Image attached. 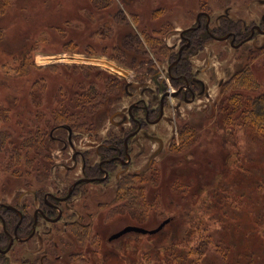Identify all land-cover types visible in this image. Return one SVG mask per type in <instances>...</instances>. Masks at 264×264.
<instances>
[{
	"label": "rangeland",
	"instance_id": "obj_1",
	"mask_svg": "<svg viewBox=\"0 0 264 264\" xmlns=\"http://www.w3.org/2000/svg\"><path fill=\"white\" fill-rule=\"evenodd\" d=\"M226 8L228 14L239 21H249L264 10L260 0H12L0 19V26L6 32L0 47V144L7 140L0 148V202L19 207V198L26 188L38 186L45 178L44 184H47V177L55 175L52 165L72 164V150L68 149L63 155L59 140L73 137L74 133L79 138L76 139L77 149L95 146V138L105 136L111 127L109 116L136 97H129L122 90L120 77L133 81L131 87L137 91L138 81L154 87L152 75L166 69L171 55L169 45L178 42V32L194 24L198 12H207L212 25ZM22 51H29L30 61L39 66L36 73L17 76L13 70L16 66L5 72L3 64L11 66L13 55ZM194 67L195 73L200 72L209 95L201 96L192 104H183L175 113L166 108V115L152 129L163 137V150L154 158L152 167H148L147 162L159 144L142 137L134 140V153L145 149L134 164L137 170L141 168L134 182L137 187L145 188L143 192L133 189L131 193L127 190L113 193L115 179L112 178L107 184H91L88 194H74L75 202L80 205L86 202L87 208L93 211L91 220L95 225H90L83 235L76 227L72 254L68 253L72 250L69 245L54 247L46 242L48 245L43 249L41 239L32 240L30 245L38 250L35 264H128L136 255L150 253L155 249L153 242L158 236L166 234L159 233L154 240H151L153 237H127L112 245L107 244V238H101V234L110 235L125 224L153 228L167 217L172 218L164 229L175 230L185 220L178 211L180 207L185 205L192 213L200 212L202 204H198L196 198L208 195L202 186L211 182L213 185L228 149L238 147L234 145L232 134H229L231 140H224V132H233H229L228 123L223 126L220 121L222 111L227 113L225 108L229 105L225 97L234 89L235 76L242 67H249L264 88V35L237 49L226 41L218 43L208 39ZM37 78L39 80L34 81ZM220 80L222 86H219ZM91 88L100 104L93 108L90 104L94 103L93 99L82 108L72 104L76 90ZM101 93L103 99L99 97ZM2 108L10 110L8 121L3 120ZM60 110L61 113L67 110L69 114L57 118ZM74 111L78 112L75 119ZM183 123L193 124L200 132L190 147L180 144ZM55 127L65 129L57 131ZM66 128L71 129L70 132ZM85 128L100 132L93 133L91 139L86 133H75ZM2 131H7L11 137L1 138ZM29 139L33 147L20 150V142ZM247 143L240 146V153L245 152L252 160L246 158L248 163L244 167L253 178L264 181V171L259 165V161L264 162V144H256L259 150L255 153L249 149L252 143L248 139ZM12 150L20 152L14 154ZM96 160L98 157L90 158L93 163ZM57 169L58 173L64 171L62 166ZM77 172L80 174L79 169ZM141 176H146L147 181H137ZM156 181H160L161 192H155L154 184H149ZM23 201L26 200L22 199L21 204ZM129 205L133 206L132 210L126 209ZM214 208L209 209L212 219L218 217L212 214ZM5 215L9 219L11 214ZM76 218L78 216L74 215L73 219ZM203 222L202 233L185 234V239H190L188 245L195 247L199 240L215 238L220 240L221 250L215 251L210 241L201 258L202 264H264V235L249 231L247 217L237 219L224 231L223 224L217 220ZM69 234V230L63 231L61 236ZM24 246L17 243L5 256L3 264H22ZM59 252L60 257L56 255ZM181 253L176 246L166 252L169 257L181 256ZM155 258L156 255H152L146 264H156Z\"/></svg>",
	"mask_w": 264,
	"mask_h": 264
},
{
	"label": "flooded vegetation",
	"instance_id": "obj_2",
	"mask_svg": "<svg viewBox=\"0 0 264 264\" xmlns=\"http://www.w3.org/2000/svg\"><path fill=\"white\" fill-rule=\"evenodd\" d=\"M260 2L264 6V0H260ZM210 21V15L205 11H200L194 24L178 32L180 36L178 42L169 45L171 55L168 58L166 69L161 70L158 75H152V80H155L152 82L154 87L148 84L142 85L141 81H138L140 85L137 91L136 88L131 87L133 81H125L120 77L119 80L123 83L122 90L127 92V96L136 97L127 106H123L109 116L108 123L111 127L105 132V136L95 138V146L88 145L84 150L76 148V139L79 138L74 133L73 137L59 140L62 142L63 155L68 149L72 150V164L52 165V171H56L57 174L49 175L47 184H44L45 178L38 186L26 188L19 198V207L13 204L10 205L14 209L0 207V257L3 258L0 264L5 263V256L17 243L25 244V252L21 257L22 264H35L37 262L35 252L38 250L34 249L30 242L36 238L41 239L40 243L43 249H46L48 245L46 242H50L54 247L66 244L72 249L68 253L72 254L73 232H76V227L83 235L85 231H89L90 225H95L91 220L94 213L87 208V203L80 205L79 202L73 200L74 194V196L88 194L91 184H107L106 182H110L114 178L113 193L120 194L125 190L127 193L133 189L140 190L141 186L137 187L134 177L140 174L141 168L137 170L134 164L137 158L145 152V149L134 153V140L142 137L147 141H155L159 144L150 154L147 162L148 167H152L154 158L163 150V137L152 132V129L166 115V108L175 113L183 104H192L201 96L209 95L206 92L204 80L199 77L200 72L195 73L196 68L194 67L195 59L205 51L207 40L212 39L218 43L226 41L229 46L237 49L242 45L257 41L260 36L264 35V10L257 17L250 18L249 21H239L230 16L228 8H226L222 14L216 17L212 25ZM157 63L155 62V64ZM222 84L220 80L219 86ZM173 99L176 101L172 102ZM185 124L187 123H183V125ZM85 126L86 124H82V127ZM74 127L76 126L73 125ZM55 129L58 131L65 128L55 127ZM66 130L70 132L71 129L66 128ZM81 131L79 129L75 133H86L90 139L93 133L100 132L93 129L86 130V128ZM92 156L98 157L94 163L90 161ZM60 166L64 168L62 173H58L57 167ZM78 169L80 174L77 172ZM137 181H140V178ZM22 199L26 201L21 204ZM31 207L34 209L32 210ZM78 208L82 211H79ZM7 213L11 214L9 219L5 215ZM74 215L78 218L73 219ZM126 225L132 224H125L115 229L110 235L103 236L101 234L100 237H106L107 244L112 245L114 242L120 241V238L126 233L113 239H110V236ZM68 230L71 233L68 235L69 237L61 236L63 231ZM8 246L9 249L6 250ZM56 255L61 256L60 252Z\"/></svg>",
	"mask_w": 264,
	"mask_h": 264
},
{
	"label": "trees",
	"instance_id": "obj_3",
	"mask_svg": "<svg viewBox=\"0 0 264 264\" xmlns=\"http://www.w3.org/2000/svg\"><path fill=\"white\" fill-rule=\"evenodd\" d=\"M11 2L12 0H0V19L11 6ZM5 38V29L0 26V47L2 42L5 41ZM69 44H72V42H69ZM71 47L73 48V45ZM11 61H13L11 66L8 65V63H4L3 69L5 67V72H8V68L16 66L13 70H16L15 73L17 76H30L33 73L35 74L39 68V66L33 61H30L29 51H22L19 52V54H14ZM39 78L34 81L39 80ZM110 80L113 81V79ZM233 83H235L233 91L231 89L230 92H232H229L230 94L228 93L225 97L226 103L229 105V107L225 108L227 113L222 111L220 121L223 126H227L226 123H228L229 132H233H224V140H231L229 134H232L234 137V145H237L238 147L228 149V152L223 158L225 163H222L220 171L214 176L213 185L211 182L202 186L203 190L207 192L208 195L207 197L196 198L197 203L202 204L199 213H192L190 212L191 210L186 209L185 205H183L178 211L181 218H184L185 220L180 224L179 228L175 230L164 229L169 226V223L171 222L169 221L155 234H138L136 232H130L120 238V241L128 239L127 237H153L151 240H154L159 233L166 234L165 236H158L153 242L156 243L155 249L152 248L150 253L147 251L142 256L136 255V258L129 261L128 264H141L142 261L147 262V260L152 258V255H156V264H202L201 258L204 255L205 249L210 244V241L214 245L215 251L218 252L221 250L220 240L215 238L206 239L204 241L199 240L195 247L188 245L190 239H185V234L194 231L202 233V230H204L203 225H205L203 222L204 220H213L214 222L217 220L219 223L223 224L224 231L237 222V219L240 220L242 217H247L250 220L249 231L258 232L259 235H264V181L253 178L251 174L247 173V168L244 167V164L248 163L247 159L250 161L252 158H249V156L246 157V155H244L245 152L243 154L240 153V146L242 144L248 145L247 139L249 140V143H252V147L248 146L249 149L255 153L259 150L256 148V144H260L261 146L264 144V88H261V83L255 78L254 71L249 67H242L238 75L235 76L232 84ZM93 90L94 88H91L90 90H76L72 104L75 103L76 106L82 108L86 105L85 103L90 102L93 99L94 103L90 104L95 108L98 103H101V101L97 100V94ZM99 97L100 99H103L104 95L101 93ZM1 111L3 120L8 121L10 110L2 108ZM66 111L67 110L62 111L61 113L60 110L59 114H56V117L60 118L61 115H64L65 118L66 114H69L66 113ZM73 113L75 119V114H78V112L74 111ZM197 129L198 128L193 124L189 123L182 126L179 133L180 144L182 147L191 146L195 143L197 136L200 134ZM2 132L1 138L6 139V137H11L10 134H7V131ZM6 143L7 140L2 142L0 148L4 147ZM20 144V150L22 148L33 147L34 145L30 139L20 142ZM224 149L227 150L226 147H224ZM16 152L19 153L20 151H13L14 154ZM259 165L261 171H264V162L260 163L259 161ZM145 177L146 176H141L140 181L146 182L147 180H145ZM149 184H154L156 188L155 192H161L160 181ZM224 186L226 187L223 188ZM144 187H146V185ZM144 189L145 188L142 189L141 186L137 193H140L141 190L143 192ZM213 206L215 208L213 209L212 214L218 216L214 219L211 218L209 213V209ZM132 208V205L126 207V209L129 210H132ZM204 216L207 217L204 219ZM171 218L172 217H170V220ZM143 226L150 227L148 225ZM180 243H182V247H180ZM173 246H176L182 252L181 256L180 254H174L173 257H169V255L166 254L167 251L170 252V247ZM149 248L150 244L147 249ZM254 256L257 257V254ZM146 262L143 264H146Z\"/></svg>",
	"mask_w": 264,
	"mask_h": 264
},
{
	"label": "water",
	"instance_id": "obj_4",
	"mask_svg": "<svg viewBox=\"0 0 264 264\" xmlns=\"http://www.w3.org/2000/svg\"><path fill=\"white\" fill-rule=\"evenodd\" d=\"M4 206L7 209H14V207H12V205L10 204H4V203H0V207ZM170 220V217H167L163 220H161L157 226H155L154 228L148 229L142 226H138V225H126L125 227H123L121 230L115 232L114 234H112L110 236V239L113 238H117L119 236H121L124 233L127 232H136V233H141V234H145V233H156L157 231H159L160 229H162L164 227V225ZM9 249V246L6 248V250ZM5 250V251H6Z\"/></svg>",
	"mask_w": 264,
	"mask_h": 264
}]
</instances>
